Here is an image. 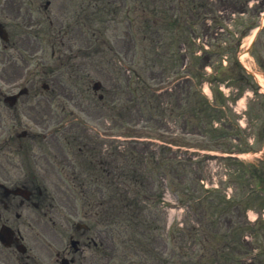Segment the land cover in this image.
Segmentation results:
<instances>
[{
	"label": "rangeland",
	"instance_id": "374dc122",
	"mask_svg": "<svg viewBox=\"0 0 264 264\" xmlns=\"http://www.w3.org/2000/svg\"><path fill=\"white\" fill-rule=\"evenodd\" d=\"M7 1L13 2L6 3V8L12 9L18 15L19 22L25 23L18 28L13 27L16 34H18V31L21 34L19 44L17 45L18 52L14 51L19 57L20 76L22 75L23 77L24 70L30 66L34 70L32 79H34L33 82L36 88H41L43 82L50 83L53 88L54 83L64 84L70 95L67 101L61 105L52 104L50 102L51 98L41 97L37 99L31 96L32 98L28 100L27 96H24L23 100L17 104L16 109L3 113L6 116L8 115L7 112L16 115L17 117L13 119H17V122L14 123L12 119L11 122L0 123V138L3 137L2 131L5 128H12L14 125H17V129L20 130L30 128L28 125L33 124L37 129H41L37 125L54 118L58 123H67L68 127L64 131H67L70 137H73L75 150H78L79 143L81 144L82 142L93 147L92 152L98 156H91V158L96 159L95 162L98 166H105L107 164L114 166L115 162L116 165L131 169L130 173H127L131 177L130 187L135 184L133 176L136 175L138 181L150 193L159 190L161 193L158 198L162 199L161 197H164L167 206L165 211L161 209L155 210L156 229H145V231H148L149 235L153 237L155 245L161 246V252L167 249L169 252H175V255L172 254L169 259H165L161 255V260L157 261L158 264H184L185 258L183 253H192L194 249V258H197L202 251L204 253L200 264H264V254L258 258L241 259V262H235L229 258L214 255L213 253L215 248L219 249L218 251L231 249L235 256H238L248 251L255 253L258 251V247L264 249V218L262 217L264 213L262 209L264 206V196L261 193L255 192V184L252 182V179H255L259 173L264 172V170L259 168V165L264 168V94H262V92L264 93V88L262 85H259L257 80L255 81L256 78L253 79L246 76L242 78L241 75L243 85L253 84L254 87L258 85L259 92L248 88L243 96L237 100H234V95L237 92L236 86L231 85L233 83L231 81L228 82V80L225 81L227 83L225 87L223 86L224 84H221L223 95L218 94L220 101L215 102L218 106L215 107L213 113H207V117L204 116L205 112L199 113L197 111L196 107L198 106L199 99L194 97V92L189 89L190 87L187 83L177 84L172 91H166L159 96L152 94L150 86L147 87L151 93L149 91L147 93L145 90L142 92L137 86L133 88V91H136L134 95V92L132 94L128 88L127 82L130 80L136 81V79L125 66L133 62L147 80V84L154 83L152 85H155L160 79H166V69H162L161 73L152 70V67L159 63V56L155 58L152 55L154 51L149 53L146 48L137 47L138 52H136V48L132 47L135 41L143 42V39L148 37H133V41V38H131L132 34L128 28L130 22L121 21L122 18L117 16L113 11L116 5L114 2H117L120 8L123 7V3H119L122 0L114 2L112 0L113 5L106 6L108 8L107 11L101 9L98 13L100 21L108 22L112 27L117 28H111L107 31L106 37L112 39L114 43L116 42L117 47L121 49L119 54L113 51L106 53V51H102L101 47L100 54H95L93 46L87 49L86 38L92 37L90 34L91 31H86L87 26L85 28V26L81 27L79 24H85L87 21L89 23L88 0H51V5L47 10L42 9V4H45L47 0ZM134 1L137 5V13L143 16L146 15V10L150 9V12H153V8L156 6L153 0ZM206 1H211L210 4H207V7L213 10L209 15L211 17L215 15L216 18L213 19L208 16V18H201L202 15H198L193 20L196 26L199 27L198 29L208 32L204 33L205 37H209L210 40L223 36L232 37L231 33L223 31L225 27H228L234 34L237 31L239 33L240 29L245 27L246 23L250 20L255 19L257 22L264 20V15H262L264 0ZM170 3L168 0H165V4ZM163 10L165 11V15L169 13L167 9L163 8ZM237 10L241 12L247 10V13L241 16L242 14ZM80 11L82 13L78 19L75 17V13ZM145 20H147V16H145ZM52 21L53 24L51 25ZM160 21L161 25H164L166 23V17H162ZM222 21L223 27H221ZM248 24L249 22L247 26H249ZM65 29L67 34L66 37H63ZM146 30H148V27ZM186 31L189 32L187 28ZM61 32L62 37H56ZM141 32L144 33V31ZM114 34L117 35L114 36ZM167 37L150 38L157 41L158 39ZM250 39L251 37L244 38L240 59L245 67L259 74V78L264 82V27L261 28V32L253 44L252 52L242 57L245 49L250 44ZM77 52L78 57L73 59V56L77 55ZM155 52L159 54L157 50ZM136 53H141L143 56L137 62H135V59H138ZM9 57V53L4 54V49L0 47V69L3 74H8L11 77L15 67L9 70V73L4 69L6 64L13 63V58L9 59ZM186 60L188 61V58ZM186 60L185 62H187ZM208 61V63L211 62L210 60ZM229 61H235L233 55H231V58L229 57ZM236 63L238 64L235 61L233 66L236 70H239ZM172 64H176V62L168 59H165L161 63V65L165 66H172ZM12 65L16 64L13 63ZM240 73L241 71L239 75ZM52 74H56L55 76L58 79L53 81L50 77ZM225 76L227 77L228 75ZM96 80H101L103 83V92L105 94L103 100L99 99L98 94L92 88V84ZM0 83H2L1 79ZM235 83L239 84L240 82L235 80ZM135 86L134 82L132 87ZM212 87H216V85ZM210 88L209 83H205L204 90L209 95L213 91H210ZM133 95L135 98H133ZM128 97L141 102V104H132L133 102L127 103L128 105H133L134 111L133 113L128 109L123 111V114L127 115L126 118L128 121L134 119L133 122L153 124L157 127L161 126L164 129L170 130L169 133H172V131L181 132L180 129L192 131L191 128L193 127L191 124H188V127L184 124L186 119L185 114L175 117V106L179 105L183 106L186 115H193L196 112L198 114L197 119L200 122L204 121L208 125V123L214 120L215 126L222 127L225 131L228 130L230 134L229 143L232 148L233 146H239L241 143L244 148L252 145V143H256L253 147L257 149L254 152L251 149H245L246 151H244L240 161L222 156H211V158L203 162H198L197 165H188L185 168H181V171H188L187 174L183 173L185 175L184 179L180 172L177 175L173 173V169H166L165 177L163 169H161L162 159L159 158L152 161L148 152L150 149H154L157 140H152V144L141 147L137 145L135 149L128 150L126 154L122 155V153L115 151L114 144L118 142L112 140L114 136H104L112 133L106 130V128H111L116 121L114 112L111 109V105L115 103L114 99L119 98V102H125L130 100ZM50 124H52V128L54 125L53 121L50 120ZM64 134L63 132L62 137L59 133L51 135L50 140L53 143H56L57 138L62 141ZM82 135H85V140H83L84 137ZM94 135H98V139ZM234 137L237 139H234ZM119 144H122V142ZM131 152L134 154L132 156L133 165L129 163L130 159L125 157L131 154ZM201 152L196 153L201 154ZM184 153L183 151L182 155ZM166 157L169 160L171 158L168 155ZM72 158L73 155H71ZM124 158L128 160L127 166L125 165ZM111 159L114 160L113 163H110ZM200 160L201 158L198 161ZM57 161L58 166L63 165L60 160L57 159ZM145 162H147V165L144 169L143 163ZM43 163H51V160L43 159ZM139 163L142 164L139 165ZM152 163L153 165L151 166ZM66 167L68 169L64 171L58 169L55 172L49 173L57 181V186L52 188L51 191H56L58 195L66 198V203L62 208H59V211L68 215L71 225L76 221H80L77 213L79 212L80 214V200L76 193L80 187L77 181L78 175L72 172L71 165H67ZM148 167H150L149 171ZM243 168L249 173L248 177L243 176ZM22 173L24 174L25 172ZM175 175L176 180L181 183L184 182L186 186L194 178L202 177L210 186L219 185V190L212 192L213 195L206 197L204 195L206 192L200 190L198 186L197 188L200 190L198 194L202 196V199L199 201L196 199L197 203L193 202L190 206L183 205L179 207L173 192L175 188ZM101 176L104 177L106 175L102 174ZM123 176L128 177L126 175ZM240 177L245 179V185L238 183ZM102 180H107V178H102ZM99 190L101 192L105 191L102 190L101 186ZM224 195L231 196L230 201L235 198H242L243 196L246 200L240 206L234 203H230L229 205L226 202L227 199H225L226 201L223 199ZM105 198L109 199L110 194L105 196ZM156 200L158 199H153L155 206ZM149 203L153 204L152 202ZM149 203L144 202L145 207H148L150 205ZM257 218L258 220H255ZM175 221L180 223L181 229H177L176 235L172 238L169 228ZM191 227L190 233L188 230ZM91 233L97 240L104 241L105 246L108 248L113 245L112 235L107 227L97 226ZM68 235L69 232L66 233L65 241ZM201 244L204 246L203 248H201ZM53 247L54 245L51 246V248ZM79 258L84 260L85 264H106L108 259H94L91 249L80 253Z\"/></svg>",
	"mask_w": 264,
	"mask_h": 264
},
{
	"label": "bare ground",
	"instance_id": "6f19581e",
	"mask_svg": "<svg viewBox=\"0 0 264 264\" xmlns=\"http://www.w3.org/2000/svg\"><path fill=\"white\" fill-rule=\"evenodd\" d=\"M261 84H262V85H263V87H264V82H262Z\"/></svg>",
	"mask_w": 264,
	"mask_h": 264
}]
</instances>
